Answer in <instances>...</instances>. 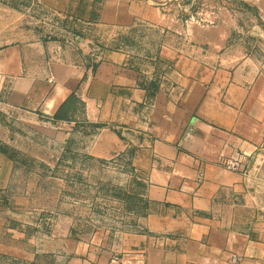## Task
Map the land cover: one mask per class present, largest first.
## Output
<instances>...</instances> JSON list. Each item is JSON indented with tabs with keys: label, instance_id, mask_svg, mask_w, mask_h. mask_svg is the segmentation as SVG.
<instances>
[{
	"label": "crops",
	"instance_id": "1",
	"mask_svg": "<svg viewBox=\"0 0 264 264\" xmlns=\"http://www.w3.org/2000/svg\"><path fill=\"white\" fill-rule=\"evenodd\" d=\"M81 1L93 27H114L116 39L142 23L163 34L141 53L97 46L93 62L62 43L0 33V103L44 116L80 98L97 123L90 154L133 146L145 233L123 250L57 237L45 264H264V45L238 52L229 22L172 28L167 0ZM240 1L264 35V0ZM221 155L244 157L246 171L217 163ZM0 161L2 187L12 160L0 151Z\"/></svg>",
	"mask_w": 264,
	"mask_h": 264
},
{
	"label": "rangeland",
	"instance_id": "2",
	"mask_svg": "<svg viewBox=\"0 0 264 264\" xmlns=\"http://www.w3.org/2000/svg\"><path fill=\"white\" fill-rule=\"evenodd\" d=\"M163 5L172 28L229 22L238 52L251 48L263 54L259 21L243 14L247 8L240 0H167ZM92 20L81 0L60 5L54 0H0V33L10 31L11 41L21 36L62 43L93 62L97 46L121 41L141 53L149 42L152 50L163 34L142 23L122 33L123 40L116 39L117 29L93 27ZM249 27L256 33L250 35ZM0 114V151L12 160L11 175L0 187V264H40L41 259L45 264L57 237L94 240L118 250L135 246V236L145 233L146 201L142 176L131 163L133 146L110 157L90 154L89 136L97 123L88 121L77 96L60 119L2 103Z\"/></svg>",
	"mask_w": 264,
	"mask_h": 264
},
{
	"label": "built area",
	"instance_id": "3",
	"mask_svg": "<svg viewBox=\"0 0 264 264\" xmlns=\"http://www.w3.org/2000/svg\"><path fill=\"white\" fill-rule=\"evenodd\" d=\"M257 152L264 151V132L261 134L258 145H257ZM217 163L223 165L224 167L233 170L244 172L247 169L246 161L244 157L240 156H224L221 155L217 158ZM200 170L198 171V179L201 177ZM232 260L235 261V257H232Z\"/></svg>",
	"mask_w": 264,
	"mask_h": 264
},
{
	"label": "trees",
	"instance_id": "4",
	"mask_svg": "<svg viewBox=\"0 0 264 264\" xmlns=\"http://www.w3.org/2000/svg\"><path fill=\"white\" fill-rule=\"evenodd\" d=\"M71 100H75V96L73 93H71L60 105V107L57 109V111L53 114L54 119H60L61 112L65 109V107L69 104Z\"/></svg>",
	"mask_w": 264,
	"mask_h": 264
}]
</instances>
